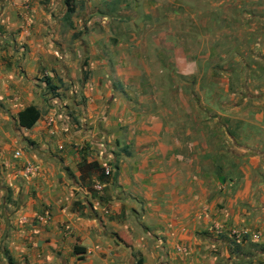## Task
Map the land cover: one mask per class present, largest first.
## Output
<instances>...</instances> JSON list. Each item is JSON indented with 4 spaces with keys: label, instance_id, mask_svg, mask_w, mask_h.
<instances>
[{
    "label": "crops",
    "instance_id": "1",
    "mask_svg": "<svg viewBox=\"0 0 264 264\" xmlns=\"http://www.w3.org/2000/svg\"><path fill=\"white\" fill-rule=\"evenodd\" d=\"M64 3L0 0V264H264V23L260 63L196 75L233 101L197 97L193 125L109 42L103 0Z\"/></svg>",
    "mask_w": 264,
    "mask_h": 264
},
{
    "label": "rangeland",
    "instance_id": "2",
    "mask_svg": "<svg viewBox=\"0 0 264 264\" xmlns=\"http://www.w3.org/2000/svg\"><path fill=\"white\" fill-rule=\"evenodd\" d=\"M103 2L101 10L110 19L106 25L109 42L128 43L132 38L126 54L145 64L144 70L156 81L143 83L142 86L150 87L151 90L153 88L157 92V98L162 101V106L170 104L167 93L173 90L181 94L182 100L179 97L175 100L177 106L170 107L179 111L181 103H184L189 109L188 120L195 125L196 121L192 119L204 120L198 113L193 115L198 108L197 97L202 98L204 107L215 111L218 99L225 103L233 101L226 95L230 90L226 81L221 84L226 87L225 95L223 91L211 95L209 84H199L200 89L197 88L196 75L200 72L207 76L216 75L213 70L216 68L227 74L235 63L247 66L238 57L247 53L255 55L253 48L247 43L258 44L260 41L259 33L264 23V19L260 17L264 15V0ZM80 9H84L82 5ZM249 33L253 35L250 37ZM253 58L260 63L258 57ZM254 60H250L248 65L254 64ZM203 62L205 65H202ZM257 70L260 72L259 68ZM165 76L173 77V83L165 82L162 78ZM204 88L208 90L203 91Z\"/></svg>",
    "mask_w": 264,
    "mask_h": 264
},
{
    "label": "trees",
    "instance_id": "3",
    "mask_svg": "<svg viewBox=\"0 0 264 264\" xmlns=\"http://www.w3.org/2000/svg\"><path fill=\"white\" fill-rule=\"evenodd\" d=\"M70 0H65L66 12H73V7L69 4ZM18 124L22 128H30L38 119V112L33 107H27L17 114Z\"/></svg>",
    "mask_w": 264,
    "mask_h": 264
},
{
    "label": "built area",
    "instance_id": "4",
    "mask_svg": "<svg viewBox=\"0 0 264 264\" xmlns=\"http://www.w3.org/2000/svg\"><path fill=\"white\" fill-rule=\"evenodd\" d=\"M17 156H18V152H15L14 153V157H17ZM24 170H25L26 173H29L30 167L28 165H26L24 167ZM108 174H109V170L108 169H105L104 175H108ZM216 230L218 232H221L222 231V228L219 229V227H217ZM228 234L232 238H234L235 240H242L243 238H245L246 236L249 235V233L246 230H244V229H242V230L229 229ZM253 238L257 239L258 236L257 235H254Z\"/></svg>",
    "mask_w": 264,
    "mask_h": 264
}]
</instances>
